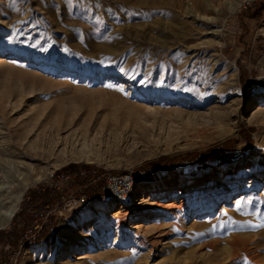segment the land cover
Segmentation results:
<instances>
[{"label":"rangeland","instance_id":"rangeland-1","mask_svg":"<svg viewBox=\"0 0 264 264\" xmlns=\"http://www.w3.org/2000/svg\"><path fill=\"white\" fill-rule=\"evenodd\" d=\"M0 51V264H264V0H0Z\"/></svg>","mask_w":264,"mask_h":264},{"label":"built area","instance_id":"built-area-1","mask_svg":"<svg viewBox=\"0 0 264 264\" xmlns=\"http://www.w3.org/2000/svg\"><path fill=\"white\" fill-rule=\"evenodd\" d=\"M79 174L85 177V173L79 172ZM143 178V172L128 171L122 174L107 173L102 177L101 192L105 194L106 197L115 200L119 205L123 207H128L134 203V190L138 185L143 183ZM70 179L71 178L68 175H65L60 178L56 177L48 180L47 186L58 191L61 190V185L59 186V184L61 182L67 184ZM93 182V179L88 180V183L92 184ZM103 198L104 196H101L99 194L92 199L86 198L81 195L79 197H76L75 200L81 209L87 210L89 207H91L94 202L102 201ZM47 215L48 214H45L43 218L46 219ZM40 226H33V230L39 229ZM30 232H32V230L29 229L28 233ZM23 237L24 240H27L26 235H23Z\"/></svg>","mask_w":264,"mask_h":264},{"label":"trees","instance_id":"trees-1","mask_svg":"<svg viewBox=\"0 0 264 264\" xmlns=\"http://www.w3.org/2000/svg\"><path fill=\"white\" fill-rule=\"evenodd\" d=\"M207 156L212 158L217 165H221V164H224V163H228V162H231V159H233L235 157L234 153L229 150L227 148V146L225 144H222V145H219L217 147H215L214 149L210 150L208 153H207ZM88 167L86 166H74V165H67L66 167L64 168H61L60 170L56 171L53 176H56V175H61V174H64V173H69L70 175H74L73 177V185L75 187H82L84 185V187L81 189V194L92 199L94 197H96L99 193H100V190L98 189V186L96 185H85L87 179L90 177V176H79L78 175V171L81 170V169H87ZM57 177V176H56ZM46 193L49 194V192L51 193V189L47 190L46 189ZM59 200H50L48 201H45L43 204L39 205V207H43V208H48L50 206H52L53 204H55L56 202H58ZM52 217L49 216L48 219H47V222H49V220L51 219ZM45 224V223H44ZM43 227H45L43 225Z\"/></svg>","mask_w":264,"mask_h":264},{"label":"bare ground","instance_id":"bare-ground-1","mask_svg":"<svg viewBox=\"0 0 264 264\" xmlns=\"http://www.w3.org/2000/svg\"><path fill=\"white\" fill-rule=\"evenodd\" d=\"M2 54V51H0V55ZM1 61V60H0ZM257 105H259L258 107H260V103L258 102ZM260 108H258L254 114L258 113ZM221 119V117L219 118V120ZM216 124V123H215ZM225 131L221 132V134H224ZM39 143V142H38ZM50 145V144H49ZM141 185V184H140ZM139 186V185H138ZM137 186V187H138ZM136 187V188H137ZM135 188V189H136ZM134 196H135V190H134ZM136 197V196H135ZM14 206H11L5 213H3L2 217L0 218V223L1 224H4L6 222H8L12 217H13V214H14ZM116 216V215H115Z\"/></svg>","mask_w":264,"mask_h":264},{"label":"snow or ice","instance_id":"snow-or-ice-1","mask_svg":"<svg viewBox=\"0 0 264 264\" xmlns=\"http://www.w3.org/2000/svg\"><path fill=\"white\" fill-rule=\"evenodd\" d=\"M256 227H264V224H262V225H257Z\"/></svg>","mask_w":264,"mask_h":264}]
</instances>
